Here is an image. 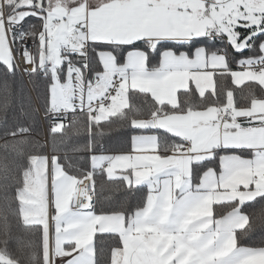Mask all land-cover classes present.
<instances>
[{
    "label": "snow or ice",
    "instance_id": "obj_1",
    "mask_svg": "<svg viewBox=\"0 0 264 264\" xmlns=\"http://www.w3.org/2000/svg\"><path fill=\"white\" fill-rule=\"evenodd\" d=\"M0 69L5 110L19 72L53 138L87 125L76 163L5 127L0 264H264L240 242L264 231V0H0ZM121 188L147 194L103 207Z\"/></svg>",
    "mask_w": 264,
    "mask_h": 264
},
{
    "label": "trees",
    "instance_id": "obj_2",
    "mask_svg": "<svg viewBox=\"0 0 264 264\" xmlns=\"http://www.w3.org/2000/svg\"><path fill=\"white\" fill-rule=\"evenodd\" d=\"M34 22V21H33ZM235 65H233L234 67ZM3 80V70L0 69V81ZM11 87V95L9 97L8 107L5 110L4 94L0 91V157L4 155L3 145L5 140L3 138V132L5 127H14L17 124L24 127H31V132L27 138L29 144L25 147L26 154H42L51 157L55 154L62 159L67 156L73 163H76L78 158L84 155L80 149L87 139V125L83 118L80 119L78 125H73L72 122L65 124V130L62 133L56 134L53 138L52 134L48 130V137L44 134V126L42 122L43 112V93L45 91V82L43 79L29 80L25 75H21L19 72L14 78L9 79ZM31 106L39 111L32 113V119H29L21 111V105L25 108ZM138 102V101H137ZM45 116V115H44ZM47 126L50 127L52 121L45 119ZM131 132L127 128L114 125L112 130L106 134L102 139L103 148L109 153H119L125 150L130 141ZM50 157V158H51ZM67 163V161H66ZM97 188L99 190V181L97 182ZM147 189L143 188L133 193L125 191L123 188L119 192L105 191L104 197H111V200H104L103 207L115 208L118 207L120 202L126 201L124 206L131 210L137 205L141 204L146 197ZM101 207V204H97V209ZM259 209V206H257ZM229 207L226 205H215L214 214L216 216L226 215L229 211ZM251 212V209H246ZM245 246L261 247L264 246V231H261L257 227L256 231L249 233L247 236L242 237L241 241ZM111 246V242H106L103 247L105 249L104 255L99 257L102 264H105L108 258V249Z\"/></svg>",
    "mask_w": 264,
    "mask_h": 264
},
{
    "label": "built area",
    "instance_id": "obj_3",
    "mask_svg": "<svg viewBox=\"0 0 264 264\" xmlns=\"http://www.w3.org/2000/svg\"><path fill=\"white\" fill-rule=\"evenodd\" d=\"M23 66V65H22ZM25 77L27 78V76L25 75ZM46 118H45V116L44 115H42V122H43V126H44V131H45V135H46V140H47V137H48V130H49V127L47 126V123H46V120H45ZM72 120H73V117H72V114H69V116H68V119H67V121L65 122V124H68V123H70V122H72ZM51 157V155L49 156V158Z\"/></svg>",
    "mask_w": 264,
    "mask_h": 264
},
{
    "label": "crops",
    "instance_id": "obj_4",
    "mask_svg": "<svg viewBox=\"0 0 264 264\" xmlns=\"http://www.w3.org/2000/svg\"><path fill=\"white\" fill-rule=\"evenodd\" d=\"M235 67V66H234ZM214 207H215V205H214ZM215 212V211H214Z\"/></svg>",
    "mask_w": 264,
    "mask_h": 264
}]
</instances>
